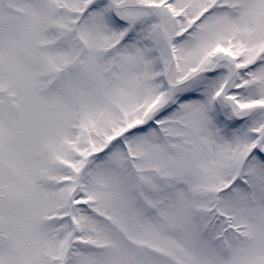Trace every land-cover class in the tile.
<instances>
[{
	"label": "snow or ice",
	"instance_id": "snow-or-ice-1",
	"mask_svg": "<svg viewBox=\"0 0 264 264\" xmlns=\"http://www.w3.org/2000/svg\"><path fill=\"white\" fill-rule=\"evenodd\" d=\"M0 264H264V0H0Z\"/></svg>",
	"mask_w": 264,
	"mask_h": 264
}]
</instances>
